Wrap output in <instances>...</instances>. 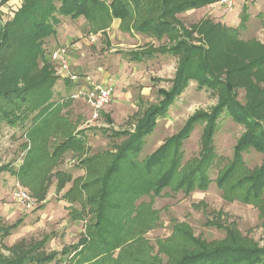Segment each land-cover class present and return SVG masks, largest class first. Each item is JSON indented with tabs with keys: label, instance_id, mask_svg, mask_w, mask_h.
<instances>
[{
	"label": "rangeland",
	"instance_id": "rangeland-1",
	"mask_svg": "<svg viewBox=\"0 0 264 264\" xmlns=\"http://www.w3.org/2000/svg\"><path fill=\"white\" fill-rule=\"evenodd\" d=\"M194 1L203 3L169 17L175 31L161 40L127 31L136 17L125 23L102 10L92 24L83 17H59L42 39L13 36V47L0 56L2 87L23 89L47 76L48 81L39 88L35 113L16 127L3 123L0 128V168H7L0 172V230L22 221L9 236L0 234V264L52 254L72 264H166L195 243L209 247L233 236L239 245L264 246V191L248 204L242 198L248 188H238L263 166L264 153L248 148L243 168L228 185L218 183L234 162L247 124L223 111L203 182L190 184L186 175L203 158L206 122L165 156L152 159L191 118L211 115L229 97L264 128V64H256L264 56V0H236L231 9L221 0H169L168 7ZM23 2L0 7V30ZM187 38L205 52L193 57L174 102L108 183L100 232L98 208L89 199L103 188L108 157L102 156L116 153L129 139L124 133L135 132L148 110L173 91L181 55L168 50ZM205 59L217 81L213 88L200 83L209 79L200 68ZM96 87L113 92L97 119L85 95ZM70 137L81 143L54 154ZM16 189L29 194L31 208L15 198ZM81 239H87L83 246Z\"/></svg>",
	"mask_w": 264,
	"mask_h": 264
},
{
	"label": "trees",
	"instance_id": "trees-1",
	"mask_svg": "<svg viewBox=\"0 0 264 264\" xmlns=\"http://www.w3.org/2000/svg\"><path fill=\"white\" fill-rule=\"evenodd\" d=\"M11 0H2L0 7L4 6ZM114 0L110 5L103 0H24L22 7L15 14L10 25L2 24L0 30V56L6 50L13 47V36L24 37L31 35V40L42 39L49 32H51L52 23L57 22L59 17H66L78 19L83 17L87 22L93 23L96 21L98 11H107L113 17L121 19L128 23L132 18L136 17L134 24H127V31L135 30L138 33L155 36L158 39H163L165 36L172 35L175 31L174 24L169 20L176 12H182L189 7L198 6L203 2H187L177 7H168L169 0ZM143 5L141 6V3ZM204 3L210 4L212 0H205ZM58 4V5H57ZM148 4V5H147ZM145 8V14L143 13ZM134 16V17H133ZM25 38V37H24ZM34 38V39H33ZM197 52L204 54L205 50L200 46H194L187 39L181 41L176 47L168 50V53L174 55H181V66L176 78L175 87L172 92L168 93L165 100L155 107H151L145 118L141 120L138 127L133 133H124L128 135L129 139L124 145L118 149L116 153L108 154L102 157H108L106 163H103V176L100 181L103 188L97 195H93L89 201L96 204L98 208L97 225L100 226V232L105 229L103 222L105 221L104 210L107 197L110 195L108 183L113 176L122 169V162L127 160L128 154L140 148L143 139L152 134L156 127V122L159 117L163 116L170 105L174 102L180 90L182 75L186 74L189 63L193 57L198 55ZM200 53V54H201ZM256 64H264V56L260 57ZM200 68L208 75L209 79H203L200 83L203 86L215 87L217 81L212 76L211 69L207 60H203ZM211 77H210V76ZM11 81L14 78L10 79ZM48 81V76L43 80L29 84L23 89L19 88H4L0 83V128L3 123H7L12 127L22 124L32 113H35L38 107L35 102L37 98H41L40 87ZM6 85L8 83H5ZM49 88H43L42 92L48 93ZM43 102H46L44 97ZM227 110L233 116L235 121L245 123L248 125V132L240 139L236 146L235 159L227 171L219 179V186L223 187L229 184L228 181L239 171L243 166L241 165V157L245 150L252 147L256 151L264 153V128L261 123L255 119V116L246 107H243L235 101V97H229L222 107L216 108L211 115L202 114L191 118L184 130L177 136L173 137L167 145L162 147L153 155L152 159L157 156H165L171 146H179L180 143L189 137L192 129L199 123L206 122L207 127L204 130V155L200 164L188 171L187 180L190 184L194 182L205 181L204 168L207 166L213 157L211 145L213 143L216 122L222 115L224 110ZM34 119H37L35 117ZM123 134V133H120ZM120 136V135H118ZM81 143L76 137H70L64 143L58 146L54 154L64 153L67 149L74 145ZM176 161V160H175ZM7 170V168H0V172ZM247 187L245 195L242 197L245 202H258L264 191V164L256 172L247 176V179L240 183V187ZM22 221L16 224L3 228L0 234L3 237L9 236L13 231L18 229ZM92 234V233H91ZM192 238V237H191ZM193 239V238H192ZM191 239V240H192ZM228 243L216 244L213 246H206L204 243H195L194 248L184 253L178 259H171L166 264H264V246L260 247L254 244L251 247L237 244L236 236L232 237ZM87 243V239H81L79 244L83 246ZM65 256L67 253L63 251ZM58 254H52L45 258H31L26 256L19 257L2 264H50L56 260L57 263L61 259H57ZM138 264H164L162 262L143 263Z\"/></svg>",
	"mask_w": 264,
	"mask_h": 264
},
{
	"label": "built area",
	"instance_id": "built-area-1",
	"mask_svg": "<svg viewBox=\"0 0 264 264\" xmlns=\"http://www.w3.org/2000/svg\"><path fill=\"white\" fill-rule=\"evenodd\" d=\"M236 0H221L224 7L231 9ZM87 102L93 111L94 118L100 117L104 109L113 99L112 89L109 87H96L85 93ZM14 196L20 202H23L27 208H31V198L26 191L16 189ZM58 264H72L71 259H62Z\"/></svg>",
	"mask_w": 264,
	"mask_h": 264
},
{
	"label": "crops",
	"instance_id": "crops-1",
	"mask_svg": "<svg viewBox=\"0 0 264 264\" xmlns=\"http://www.w3.org/2000/svg\"><path fill=\"white\" fill-rule=\"evenodd\" d=\"M59 263V262H58ZM57 262L55 264H58ZM30 264H37V263H30ZM51 264V263H50Z\"/></svg>",
	"mask_w": 264,
	"mask_h": 264
}]
</instances>
